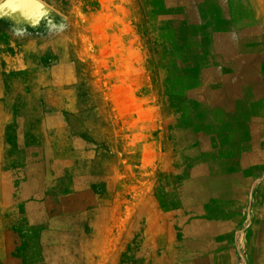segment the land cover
Here are the masks:
<instances>
[{"label": "rangeland", "instance_id": "1", "mask_svg": "<svg viewBox=\"0 0 264 264\" xmlns=\"http://www.w3.org/2000/svg\"><path fill=\"white\" fill-rule=\"evenodd\" d=\"M175 2L0 0V264H208L203 239L228 240L192 232L230 207L205 152L225 130L173 103Z\"/></svg>", "mask_w": 264, "mask_h": 264}, {"label": "crops", "instance_id": "2", "mask_svg": "<svg viewBox=\"0 0 264 264\" xmlns=\"http://www.w3.org/2000/svg\"><path fill=\"white\" fill-rule=\"evenodd\" d=\"M158 10L162 57L170 59V73L186 75L173 81V103L194 107L192 122L223 123L225 130L212 136L214 144H207L205 152L223 155L217 167L229 187L230 207L222 221H210L206 214L192 232L202 227L209 234L225 233L228 240L203 239L201 259L264 264V3L252 19L246 4L231 0H176ZM54 228L61 233L62 227ZM238 233L245 241H238ZM237 250L246 253L241 260ZM214 256L218 263H211Z\"/></svg>", "mask_w": 264, "mask_h": 264}, {"label": "bare ground", "instance_id": "3", "mask_svg": "<svg viewBox=\"0 0 264 264\" xmlns=\"http://www.w3.org/2000/svg\"><path fill=\"white\" fill-rule=\"evenodd\" d=\"M17 21H18V19H17Z\"/></svg>", "mask_w": 264, "mask_h": 264}]
</instances>
